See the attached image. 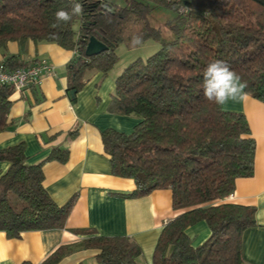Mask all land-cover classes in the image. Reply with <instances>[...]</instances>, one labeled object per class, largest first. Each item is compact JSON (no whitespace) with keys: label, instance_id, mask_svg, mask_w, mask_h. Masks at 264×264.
I'll use <instances>...</instances> for the list:
<instances>
[{"label":"trees","instance_id":"obj_1","mask_svg":"<svg viewBox=\"0 0 264 264\" xmlns=\"http://www.w3.org/2000/svg\"><path fill=\"white\" fill-rule=\"evenodd\" d=\"M82 16L52 28L55 12L69 9V0H0V62L8 71L31 67L20 61L29 41L55 44L74 52L68 65L69 92L86 84L87 72L103 77L118 61L117 50L130 46L134 34L160 48L145 61H132L115 81L110 111L136 117L130 134L102 132L113 176L130 179L139 199L170 190L172 207L184 210L166 222L154 249L152 264H245L242 235L256 227L255 208L219 203L235 191L236 181L254 173L255 140L243 113L225 111L203 95V71L215 60L227 62L247 82L245 91L264 103V0H80ZM168 9L173 19L169 37L151 25L155 9ZM56 32L59 38L50 39ZM95 37L108 49L87 58ZM17 43V55H8ZM38 64L36 62L34 65ZM13 87L0 84V133L8 129ZM76 95L72 98L75 101ZM68 153L53 150L46 161L66 162ZM30 165L23 143L0 149V232L19 239L28 231L64 229L75 196L57 205L43 187V165ZM200 223L208 239L194 247L187 231ZM82 242L59 248L42 264H58L76 251H96L98 264H138L141 248L128 237H102L92 230Z\"/></svg>","mask_w":264,"mask_h":264},{"label":"crops","instance_id":"obj_2","mask_svg":"<svg viewBox=\"0 0 264 264\" xmlns=\"http://www.w3.org/2000/svg\"><path fill=\"white\" fill-rule=\"evenodd\" d=\"M19 52L17 43L8 44V55ZM74 57V52L55 44L31 41L20 57L28 66L46 62L54 73L44 76L38 87L12 94L8 129L0 133V149L23 143L30 165L46 161L53 150L67 151L66 162L44 163L43 187L59 206L74 196L75 201L64 229L28 231L19 239L0 232V264H42L59 248L85 240L88 236L76 233L81 230H92L102 237H128L142 250L138 264H152L164 224L184 210L172 207L170 190H157L139 199L127 198L135 190L134 182L111 173L102 132L111 129L130 134L139 122L136 117L110 111L115 81L129 63L106 77L87 72V82L73 101L68 91V65ZM4 59L0 53V62ZM222 108L246 116L256 151L253 175L237 180L234 193L219 203L255 208L257 226L242 235V258L245 264H264V103L247 95L244 100L229 101ZM8 168V163H0V176ZM187 234L192 245L198 247L210 232L205 223H200L189 228ZM96 256V251H76L58 264H98Z\"/></svg>","mask_w":264,"mask_h":264},{"label":"clouds","instance_id":"obj_3","mask_svg":"<svg viewBox=\"0 0 264 264\" xmlns=\"http://www.w3.org/2000/svg\"><path fill=\"white\" fill-rule=\"evenodd\" d=\"M70 8H60L55 12V23L52 28H58L61 24L70 23L73 17L82 16L84 13L83 4L80 0H69ZM49 38L56 40L59 34L51 32ZM144 39L142 35L134 34L130 40V46L136 48L142 46ZM25 73L17 69L14 77L0 74V84L12 81H23ZM247 82L231 69L230 65L222 60H215L208 64L203 71V95L204 98L217 105L224 106L229 101H242L246 98Z\"/></svg>","mask_w":264,"mask_h":264},{"label":"rangeland","instance_id":"obj_4","mask_svg":"<svg viewBox=\"0 0 264 264\" xmlns=\"http://www.w3.org/2000/svg\"><path fill=\"white\" fill-rule=\"evenodd\" d=\"M110 3L122 6L125 4V0H108ZM174 15L168 9H155L150 17V22L153 27L161 32L163 38L169 37L168 24L173 19ZM160 48L159 43L154 41L146 42L144 45L137 49L129 50L124 46H120L117 50L118 61L113 68V73L118 69L124 67L127 63H131L134 60L142 59L145 61L151 55H153ZM127 64V65H129Z\"/></svg>","mask_w":264,"mask_h":264},{"label":"built area","instance_id":"obj_5","mask_svg":"<svg viewBox=\"0 0 264 264\" xmlns=\"http://www.w3.org/2000/svg\"><path fill=\"white\" fill-rule=\"evenodd\" d=\"M23 70L26 74L25 79L23 81H16L13 83L12 81L2 83L3 85H8L13 87L15 91L23 92L31 87H38L44 76L51 75L54 73V69L52 66L48 65L46 62H39L36 65L31 67L19 68ZM17 70V69H16ZM16 70L8 71L0 65V74L7 75L9 77H14Z\"/></svg>","mask_w":264,"mask_h":264},{"label":"water","instance_id":"obj_6","mask_svg":"<svg viewBox=\"0 0 264 264\" xmlns=\"http://www.w3.org/2000/svg\"><path fill=\"white\" fill-rule=\"evenodd\" d=\"M107 49L108 47L104 43H102L95 37H92L88 41V44L85 50V56L87 58H91V57L104 53ZM74 95H75V91H71L70 92L71 98H73Z\"/></svg>","mask_w":264,"mask_h":264}]
</instances>
